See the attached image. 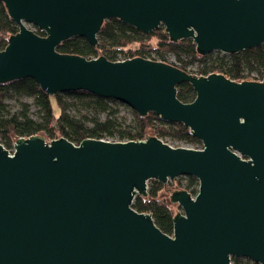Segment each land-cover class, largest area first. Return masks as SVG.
I'll use <instances>...</instances> for the list:
<instances>
[{
    "label": "water",
    "instance_id": "obj_1",
    "mask_svg": "<svg viewBox=\"0 0 264 264\" xmlns=\"http://www.w3.org/2000/svg\"><path fill=\"white\" fill-rule=\"evenodd\" d=\"M0 1L19 27L0 49V83L32 77L50 95L86 90L182 122L202 141L33 134L12 151L0 141V264H233L232 256L264 264V81L57 49L75 36L96 45L103 22L119 18L144 33L164 25L201 54L236 53L264 43V0ZM182 82L196 92L190 102L177 96ZM182 175L199 187L172 192L179 213L169 234L133 202L151 179Z\"/></svg>",
    "mask_w": 264,
    "mask_h": 264
},
{
    "label": "trees",
    "instance_id": "obj_2",
    "mask_svg": "<svg viewBox=\"0 0 264 264\" xmlns=\"http://www.w3.org/2000/svg\"><path fill=\"white\" fill-rule=\"evenodd\" d=\"M32 27L38 34H45L39 27L35 25ZM18 30L19 27L10 17L5 4L0 1V49L6 46L10 35ZM57 49L63 53L86 57L105 55L111 60H117L120 54L125 57L148 58L153 52L160 56H164L165 52H172L179 61L175 65L187 71L188 65L197 62L198 74L219 72L238 81L253 79L264 81V43L236 53H223L217 50L201 54L191 38L171 40L164 25L144 33L119 18H109L103 22L96 45L90 44L85 37L75 36L61 42ZM159 59L167 62L164 57ZM15 94L34 98L37 107L35 117L31 114L28 102H21L20 109L15 112L8 109L6 99ZM195 95L196 92L189 82H182L177 86V96L180 100L190 102ZM121 104L125 103L86 90H70L50 95L32 77L0 83L1 143L6 148H12L16 139L33 134L45 136L47 140L66 137L74 143H80L87 137L137 140L144 139L149 131H152L159 138L171 137L196 148L202 146V141L192 134L188 126L182 122L164 120L154 112L141 116L131 109L133 120L126 123L119 115L118 105ZM72 109L75 112H72ZM181 177L187 180L185 189L191 194H196L198 179L189 175ZM163 186L162 182L151 179L148 195H137L133 207L141 212L152 213L156 224L164 232L172 234L173 217L179 212H174L167 200L161 198ZM245 259L250 261L247 257L231 258L233 264H242Z\"/></svg>",
    "mask_w": 264,
    "mask_h": 264
},
{
    "label": "rangeland",
    "instance_id": "obj_3",
    "mask_svg": "<svg viewBox=\"0 0 264 264\" xmlns=\"http://www.w3.org/2000/svg\"><path fill=\"white\" fill-rule=\"evenodd\" d=\"M27 25L30 28H33L31 24H27ZM150 57H155V58H157V60H160L159 58L164 57L168 63H172V64L173 63L174 64L179 63L176 55L174 53H172V52H165L164 56H160L156 52H153L150 55ZM187 69L191 73L198 74L197 73V71H198V63L197 62H193L192 64L188 65ZM6 102L8 104V109L11 112H15V111L19 110L21 102H28L30 104V111H31L32 116H34V117L36 116L37 107L34 104V98L31 97V96L15 94L12 97L7 98ZM118 108H119V115L126 120V123H131L132 120H133V114H132V110L131 109H133V108H131L127 104L118 105ZM73 111L75 112V110L72 109V112ZM148 135H154V133L152 131H149ZM162 140H164L165 142H167V143H169V144H171L173 146H188V147L196 148L195 146H192L190 144H186V143H184L182 141H179V140H175V139H173L171 137H165V138H162ZM0 141H1V138H0ZM8 149H10L12 151L13 147L12 148H8ZM186 181H187L186 178L178 176V177H176L173 180H168L167 183H163L164 186H163V188H162V190L160 192V196H161V198H164L165 200H167V202L169 203L170 207L172 208V210L174 212H178V210L175 207L172 206L173 203L171 202V194L175 190L185 189ZM149 184H150V181L148 182V188H149ZM176 205H177L178 209L182 211V207L180 208L178 203H176ZM249 260L250 261H247L245 259L242 264H254L255 261H253L250 258H249Z\"/></svg>",
    "mask_w": 264,
    "mask_h": 264
},
{
    "label": "built area",
    "instance_id": "obj_4",
    "mask_svg": "<svg viewBox=\"0 0 264 264\" xmlns=\"http://www.w3.org/2000/svg\"><path fill=\"white\" fill-rule=\"evenodd\" d=\"M125 58H130V57H125V56H123L122 54H120L117 60H122V59H125ZM148 58H151V57H148ZM194 74H196V73H194ZM197 75H201V74H197ZM203 75H204V74H203ZM253 80H256V79H253ZM259 81H263V80H259ZM161 139H162V138H161Z\"/></svg>",
    "mask_w": 264,
    "mask_h": 264
},
{
    "label": "flooded vegetation",
    "instance_id": "obj_5",
    "mask_svg": "<svg viewBox=\"0 0 264 264\" xmlns=\"http://www.w3.org/2000/svg\"><path fill=\"white\" fill-rule=\"evenodd\" d=\"M202 147V146H201ZM198 187H199V185H198ZM193 195H195V194H193Z\"/></svg>",
    "mask_w": 264,
    "mask_h": 264
}]
</instances>
